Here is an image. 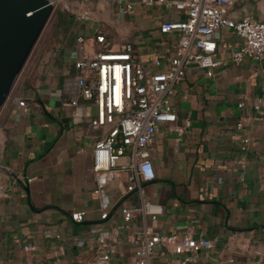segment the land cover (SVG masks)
Segmentation results:
<instances>
[{"label":"crops","instance_id":"0c3cea01","mask_svg":"<svg viewBox=\"0 0 264 264\" xmlns=\"http://www.w3.org/2000/svg\"><path fill=\"white\" fill-rule=\"evenodd\" d=\"M124 1L78 0L77 35L87 34L93 51L99 44L92 35L104 32L114 49L132 42L147 70L159 69L158 60L167 66L179 35L160 25L184 19L187 10L157 0ZM241 1L233 16L264 19V0ZM240 43L222 27L215 55L223 64L212 76L191 64L176 85L177 119L159 124L150 143L156 178L142 183L144 197L163 204L164 213L156 221L138 214L127 229L118 228L120 206L142 201L138 189L128 190L127 155L108 185L111 216L100 217L93 150L109 125L94 126L95 102L77 94V38L42 52L0 113V264H102L96 240L102 222L115 264H136L131 234L145 226L212 238L214 247L198 253L200 264H264V59L236 62ZM246 135L252 137L247 152L240 147ZM78 209L86 210L82 221L71 216ZM177 246L160 243L150 264H179Z\"/></svg>","mask_w":264,"mask_h":264},{"label":"built area","instance_id":"2783aa9c","mask_svg":"<svg viewBox=\"0 0 264 264\" xmlns=\"http://www.w3.org/2000/svg\"><path fill=\"white\" fill-rule=\"evenodd\" d=\"M52 1L57 6L64 0ZM157 1L184 8L187 16L182 20H165L161 23L162 32L176 31L179 40L168 65L158 60L159 69L156 71L147 70L138 60L132 42H125L120 48L114 49L109 46L106 34L97 31L92 36L99 45L93 51H88V35L80 33L76 37L74 82L77 94L95 102L97 114L92 120L94 126L109 125L93 150L94 170L97 173L94 192L100 196L101 219L106 220L111 216L108 185L113 181L123 155L130 157L129 162L122 165L131 169L128 190L138 189L142 196L140 204L120 206L122 220L118 223L119 229L131 227L133 218L138 214L156 221L164 213L163 204L144 197L142 183L156 178L150 158V143L161 122L177 119L172 95L177 92L176 85L185 78L187 67L197 64L205 68L208 75H214L215 69L223 64V60L215 55L222 27L232 29L241 39L234 54L236 62L246 57L264 59V19L251 14L233 16L231 9L236 0ZM119 2L125 3L124 0ZM126 7L130 9L133 4L126 3ZM80 17L86 18L87 13L81 12ZM77 100L76 95L73 102L77 103ZM19 103L24 105L25 101L20 100ZM255 108H259V104H255ZM189 124L190 120H187L186 125ZM251 142V136H244L240 143L241 149L247 152ZM85 215L84 209L71 213L75 221L84 220ZM96 240L100 248L99 261L102 264H115V246L103 222L96 228ZM131 240L137 245L136 264H150L156 247L160 243L171 242L178 244L177 250L183 253L179 264H200L198 253L215 245L210 237H196L191 233L178 237L175 233L163 234L147 226L137 228L131 234ZM25 248L36 249V245L26 244Z\"/></svg>","mask_w":264,"mask_h":264},{"label":"water","instance_id":"95a60500","mask_svg":"<svg viewBox=\"0 0 264 264\" xmlns=\"http://www.w3.org/2000/svg\"><path fill=\"white\" fill-rule=\"evenodd\" d=\"M55 8L52 0H0V113Z\"/></svg>","mask_w":264,"mask_h":264},{"label":"rangeland","instance_id":"374dc122","mask_svg":"<svg viewBox=\"0 0 264 264\" xmlns=\"http://www.w3.org/2000/svg\"><path fill=\"white\" fill-rule=\"evenodd\" d=\"M242 3L243 2L241 0H238L236 2L235 9H238L240 6H242ZM78 8H79L78 0H64L56 6L47 25L42 31L30 57L28 58V61L26 62L24 69L19 75L15 83V86L12 92L10 93L6 103L12 99V97L15 95L16 90L24 83L25 75L27 74V71L38 60L42 52L50 50L54 42H58L60 40H63L64 38H76L77 36L76 26L77 23L79 22L78 21L79 19L77 17L79 15ZM58 9L63 11L64 15L63 17H61L60 19L61 21L59 22V24L57 22V24L55 25L54 24V20L56 16L55 14ZM1 115L3 116V112Z\"/></svg>","mask_w":264,"mask_h":264},{"label":"trees","instance_id":"16d2710c","mask_svg":"<svg viewBox=\"0 0 264 264\" xmlns=\"http://www.w3.org/2000/svg\"><path fill=\"white\" fill-rule=\"evenodd\" d=\"M55 15H56V16H55L54 24L56 25L57 22H58V24H59V22L61 21L60 19H61V17H63L64 12L61 11L60 9H58V10L56 11V14H55Z\"/></svg>","mask_w":264,"mask_h":264}]
</instances>
